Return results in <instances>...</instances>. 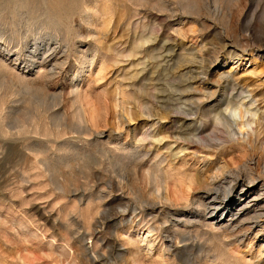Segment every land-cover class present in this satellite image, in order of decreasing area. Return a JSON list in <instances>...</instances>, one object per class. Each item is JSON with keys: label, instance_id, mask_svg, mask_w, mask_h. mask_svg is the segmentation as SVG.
Returning <instances> with one entry per match:
<instances>
[{"label": "rangeland", "instance_id": "374dc122", "mask_svg": "<svg viewBox=\"0 0 264 264\" xmlns=\"http://www.w3.org/2000/svg\"><path fill=\"white\" fill-rule=\"evenodd\" d=\"M225 78L230 102L188 91L218 100ZM179 93L234 138H175L162 109ZM200 111L183 131H210ZM243 150L263 154L259 176L264 0H0V264H264L261 180L233 200L232 238L201 206L199 178L255 159Z\"/></svg>", "mask_w": 264, "mask_h": 264}, {"label": "bare ground", "instance_id": "6f19581e", "mask_svg": "<svg viewBox=\"0 0 264 264\" xmlns=\"http://www.w3.org/2000/svg\"><path fill=\"white\" fill-rule=\"evenodd\" d=\"M241 13V12H240ZM251 13V12H250ZM241 16V15H240ZM225 38V37H224ZM262 46V45H261ZM260 46V47H261ZM201 47V46H200ZM208 47V46H207ZM203 50V48H202ZM159 52V51H158ZM161 55V54H160ZM159 55V56H160ZM195 55V54H194ZM192 56V55H191ZM196 56V55H195ZM192 57L191 60H190V63L191 64H198V65H203V63H201V60L197 59L196 57ZM203 62V61H202ZM190 64V65H191ZM159 65V64H158ZM192 66V65H191ZM202 67V66H200ZM198 67V68H200ZM186 68V67H185ZM197 68V67H196ZM197 68V69H198ZM190 69V68H188ZM193 70V69H192ZM195 70V69H194ZM203 70V68H202ZM189 71V70H188ZM197 71L195 70V73ZM191 73V72H190ZM201 73V71H200ZM198 73V74H200ZM206 73V72H205ZM201 76V75H200ZM205 77V75H203ZM202 76V77H203ZM221 76V75H220ZM219 77V76H218ZM222 77V76H221ZM192 80L196 79V77L194 78H191ZM206 79V77H205ZM229 78H225L223 83H225L224 85V90L222 93H220L218 95V100H217V97H215V95L217 94V92H215L214 90L212 91L211 89L209 88H199V89H188V91L191 90V92H193L194 94H198V95H201L202 97L205 98V100H212V103H214V105L218 104L220 101H225V100H231V96H232V93H233V87L232 88H229L231 89V92L228 93L226 92V89H227V86L229 85ZM191 81V80H190ZM197 81V80H196ZM220 81H222L220 79ZM192 82V81H191ZM189 84V83H188ZM232 84V83H231ZM230 84V85H231ZM196 86V85H195ZM200 86V85H198ZM235 86V85H234ZM181 89V88H180ZM182 90V89H181ZM180 90V91H181ZM179 91V90H178ZM185 92H188L186 90H182ZM161 92V91H160ZM158 92V93H160ZM172 93V92H171ZM175 93V92H174ZM178 93V92H177ZM191 93V94H193ZM244 93V92H243ZM168 95V93H165ZM234 94V93H233ZM240 94V93H239ZM242 94V93H241ZM160 95V94H158ZM162 95V94H161ZM183 94L179 93V94H176L174 96H177L176 99H174L172 101V103L168 104V106L164 107L162 110L166 112V115L168 116L167 118H169L170 116H173L172 118L170 119H173V118H176L174 120H170L172 121V123L174 124L173 126V131H172V135L175 136V138L179 139V138H182L183 140H186L187 142H196V143H200V144H206L207 145V142H210V141H214V142H220V141H223V140H226V139H232L234 138V135H235V132H233V129H232V124H231V121L229 120V118H227L225 116V114L222 113L221 110H219V107H215V108H211L209 110H206L204 109L202 106H200L201 102L200 101V98L198 96V98L195 100V101H192V102H189V103H186L184 100L183 101H180L182 100V97ZM166 97V96H165ZM237 97V96H236ZM169 98V97H168ZM173 98V97H172ZM164 99V98H163ZM234 99V97H233ZM160 100V99H159ZM168 100V99H167ZM187 100V99H185ZM204 100V99H203ZM204 100V101H205ZM170 101V100H169ZM191 101V100H190ZM202 101V102H204ZM188 102V101H187ZM228 103V102H227ZM163 105V104H162ZM165 105V104H164ZM163 105V106H164ZM230 105V104H229ZM182 106H184L182 108ZM120 107V106H119ZM232 107V106H230ZM121 110V109H120ZM159 110V109H158ZM202 112H201V111ZM161 111V110H160ZM200 111L201 112V116L203 118H206L205 119V123L206 124H209L207 128H210L209 132H207V134H204V132H200V133H197L198 129H193L191 131H186L184 129L183 126H181L180 124L183 123L184 124V119L187 117V116H190V115H195V112H198ZM208 112L207 114H205L204 112ZM122 112V111H121ZM231 112L234 113V110L233 108H231ZM121 114V113H120ZM163 114V113H162ZM200 114V113H199ZM198 114V115H199ZM124 115V114H123ZM165 115V114H164ZM163 116V115H162ZM200 116V117H201ZM165 117V116H164ZM194 117V116H193ZM196 118V117H195ZM199 118V117H198ZM197 122V121H196ZM193 123V122H192ZM204 123V125H205ZM194 124V123H193ZM176 125H179V126H176ZM191 125V124H190ZM188 126V124H187ZM185 126V127H187ZM199 126H202L199 125ZM207 126V125H206ZM205 126V127H206ZM197 127V126H196ZM203 128V127H202ZM190 129V128H189ZM188 129V130H189ZM201 130V128H200ZM206 133V132H205ZM211 143V142H210ZM243 145V144H242ZM136 147V146H135ZM231 147V146H230ZM229 147V148H230ZM139 148V147H138ZM228 148V149H229ZM130 149V148H129ZM128 149V150H129ZM134 149V148H133ZM244 149V148H243ZM252 149V147H251ZM250 149V150H251ZM147 150V149H146ZM146 150H143V153L145 154V156L148 155V151ZM234 151V150H233ZM244 153H243V157H245L246 155H249V156H254V160H249V161H242L241 159L238 160V166L235 170L231 169V168H224L222 166H217L215 168L216 172L219 173V178L216 176V175H213L211 176L209 179H200V181L197 183L199 184V192L203 195H210V198L213 200V203H208V205H201L203 207L202 211H203V216H206L209 218L210 221H206V226H208L209 228L211 229H214L216 231L219 232V230L221 228H223V232L225 234H227L228 237L232 238L233 237V234H232V237H231V221L233 220V216L230 214V209L231 207L233 206V200H242L245 201L246 200V205H247V199L250 198L249 194L253 193V192H256V190H258L257 186L259 183H257L255 186L254 184L256 183V181L259 179L261 180V184H264V180H263V177H264V165H263V169H262V172L260 173L259 176H253L252 174L249 173V175L246 173V170L248 172V170L250 171L253 167H256L260 164V162L262 161V158H263V154H259V155H256L255 151H247V150H243ZM139 152V150H138ZM242 152V151H241ZM157 154V153H156ZM137 155V154H135ZM138 155H141V154H138ZM127 158V157H126ZM137 158V157H136ZM264 160V159H263ZM139 163V162H138ZM155 163V162H154ZM262 163V162H261ZM211 165V164H210ZM123 166V165H122ZM127 166V165H126ZM208 166V165H207ZM137 167V166H136ZM154 167V166H153ZM157 168V167H156ZM257 169V168H256ZM261 169V168H260ZM187 171V170H186ZM196 171V170H195ZM202 171V169H201ZM204 172V171H203ZM206 173V172H205ZM245 173L248 175L246 176ZM198 174V173H197ZM196 174V175H197ZM215 174V173H214ZM194 175V174H193ZM200 176V175H199ZM154 177V176H153ZM156 177V176H155ZM162 177V176H161ZM160 178V177H159ZM205 178V177H203ZM161 179V178H160ZM158 179L157 180V184L156 182L154 184H156L158 187H157V192L159 193V190L163 188V184L162 182ZM193 181V180H192ZM149 184V183H148ZM151 184V183H150ZM189 184V182H188ZM260 184L259 187H261L262 185ZM194 185V184H193ZM151 186V185H150ZM149 186V187H150ZM191 186V185H190ZM154 187V186H153ZM165 187V186H164ZM167 187V186H166ZM155 188V187H154ZM196 189V188H195ZM162 191V190H161ZM195 193V192H194ZM153 194H155V192H153ZM196 194V193H195ZM150 195V194H149ZM148 195V196H149ZM188 195V194H187ZM263 195V194H261ZM158 196V200L159 198H164L161 194H157ZM260 196V194H255L251 199V201H254L256 200V198ZM185 197V196H184ZM189 197V196H188ZM232 197V198H231ZM123 198V197H122ZM136 198V197H135ZM134 198V199H135ZM146 198V197H145ZM150 198V196H149ZM187 198V197H186ZM152 199V197H151ZM156 199V198H155ZM160 199V200H161ZM166 199V198H164ZM191 199V197H190ZM194 199V198H192ZM154 200V199H153ZM179 200V198H178ZM197 200H201L198 196ZM211 200V201H212ZM157 200L153 201L156 202ZM163 201V200H162ZM189 201V200H188ZM209 202V201H208ZM249 202V201H248ZM145 203V202H144ZM164 203V202H163ZM152 204V203H151ZM164 204L167 205V203L165 202ZM180 204V203H179ZM183 204V203H182ZM200 204V203H199ZM251 204V203H250ZM237 205V204H236ZM245 205V206H246ZM132 206V205H131ZM164 206V205H163ZM169 206V205H168ZM248 206V205H247ZM242 207V206H241ZM143 208V207H142ZM243 208V207H242ZM245 208V207H244ZM123 209V208H122ZM136 210V209H135ZM242 210V209H241ZM160 211V210H159ZM257 210L254 209L253 211V214L252 216L248 217L247 220H250L251 222L260 218L262 213L261 212H256ZM238 212V211H237ZM224 214L226 216H224ZM243 214V212L241 213ZM142 215V214H141ZM151 215V214H150ZM224 216V217H223ZM228 217L227 221L225 222V218ZM246 217V218H247ZM257 222V221H256ZM233 223V222H232ZM156 224V223H155ZM161 224V223H160ZM243 226V225H242ZM254 226V225H253ZM248 227V226H247ZM244 228V229H241L238 233L240 234V232L242 231L243 234L247 231L250 230V227L248 228ZM234 228V227H233ZM237 228V227H236ZM161 231V230H160ZM159 231V232H160ZM221 231V230H220ZM234 231V229H233ZM157 232V231H156ZM228 232V233H227ZM158 233V232H157ZM222 233V232H221ZM233 233V232H232ZM161 234V233H160ZM219 234V233H218ZM221 236V235H220ZM238 236V235H237ZM241 236V235H240ZM228 240V239H227Z\"/></svg>", "mask_w": 264, "mask_h": 264}]
</instances>
